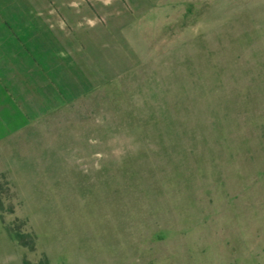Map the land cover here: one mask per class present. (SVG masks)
Segmentation results:
<instances>
[{
  "label": "rangeland",
  "instance_id": "374dc122",
  "mask_svg": "<svg viewBox=\"0 0 264 264\" xmlns=\"http://www.w3.org/2000/svg\"><path fill=\"white\" fill-rule=\"evenodd\" d=\"M0 11L43 88L0 116V264H264V0Z\"/></svg>",
  "mask_w": 264,
  "mask_h": 264
},
{
  "label": "crops",
  "instance_id": "0c3cea01",
  "mask_svg": "<svg viewBox=\"0 0 264 264\" xmlns=\"http://www.w3.org/2000/svg\"><path fill=\"white\" fill-rule=\"evenodd\" d=\"M5 14L16 16L11 12L0 11V47L3 48L0 51V116L16 115L19 118L24 112L21 108L17 109L18 106L14 107L13 103L18 98L17 94L21 91L31 90L26 88V85L29 87V82L35 85L39 91H42L43 88L41 82H38L39 74L31 66L33 62L32 30L16 27L9 18L4 17ZM22 57L28 59L29 64L27 61H23ZM35 65L42 69L41 63H35ZM35 80L36 83H32ZM22 85L24 86L22 87ZM9 106H13L15 111H11Z\"/></svg>",
  "mask_w": 264,
  "mask_h": 264
}]
</instances>
